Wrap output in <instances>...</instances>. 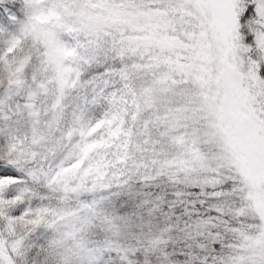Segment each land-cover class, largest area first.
I'll use <instances>...</instances> for the list:
<instances>
[{
	"label": "snow or ice",
	"instance_id": "6c2138e0",
	"mask_svg": "<svg viewBox=\"0 0 264 264\" xmlns=\"http://www.w3.org/2000/svg\"><path fill=\"white\" fill-rule=\"evenodd\" d=\"M0 264H264V0H0Z\"/></svg>",
	"mask_w": 264,
	"mask_h": 264
}]
</instances>
